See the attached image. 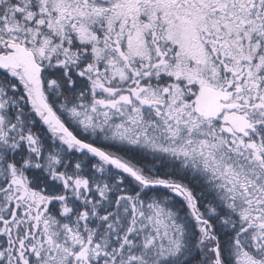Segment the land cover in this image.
<instances>
[{
  "label": "snow or ice",
  "instance_id": "obj_1",
  "mask_svg": "<svg viewBox=\"0 0 264 264\" xmlns=\"http://www.w3.org/2000/svg\"><path fill=\"white\" fill-rule=\"evenodd\" d=\"M0 264H264V0H0Z\"/></svg>",
  "mask_w": 264,
  "mask_h": 264
}]
</instances>
